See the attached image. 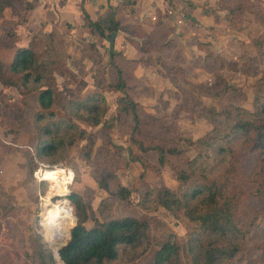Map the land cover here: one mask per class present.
Here are the masks:
<instances>
[{"label": "rangeland", "instance_id": "obj_1", "mask_svg": "<svg viewBox=\"0 0 264 264\" xmlns=\"http://www.w3.org/2000/svg\"><path fill=\"white\" fill-rule=\"evenodd\" d=\"M205 2L212 11H218L217 22L200 32L195 26H185V22L181 27L171 20H161L165 15L161 9L155 12L156 19L149 14L144 25L139 24L142 9L134 20L131 18L132 22H126L128 18L120 21L130 30L128 24L137 25L133 34L117 29L116 34L124 33L121 43L115 42L116 36L113 41L107 38V28L100 35L88 27V36L74 40L61 32L56 48L63 58L54 71L57 89L52 109L58 116L67 117L71 100L93 92L103 93L105 102L99 103L100 109L107 108L96 125L89 123L93 112L77 110L79 117L73 114L72 119L90 135L75 139L67 154L58 150L55 154L34 155L37 165L32 171L28 155L36 142L35 114L41 110L37 92L21 94L15 86L0 82V260L36 264L34 251L40 233L56 263L63 264L54 248L58 250L69 236L56 243L50 240L44 206L49 203L69 208L70 231L76 215L68 195L76 192L99 220L129 215L148 224L147 248L127 247L118 259L105 264H148L170 234L180 245L178 264H194V251L188 244L190 233L198 237L195 253L200 264L204 250L217 245L228 252L221 264H264V152L252 149L243 140L232 178L237 196L231 206L237 227L229 238L199 229V222L191 219L185 208L168 210L152 200L146 202L148 207L140 204V194L147 185H167L181 197L189 185L203 182L200 175H194L188 184L181 183L173 177L172 165L188 170V159L204 151L195 140L225 118L222 113L226 107L254 109L255 87L264 72V0ZM126 40L133 56L124 53ZM45 48V44L40 46L39 55ZM113 49L117 51L116 62L122 69L126 91L139 103L141 123L135 131L136 142L130 140L131 113L120 100L124 92L113 87L115 69L109 62V51ZM139 143H165L181 152L168 154V161L159 165L156 150L143 152ZM55 167L63 170L60 179L69 180L66 197L62 195L60 200L61 190L58 195H43L50 182L42 176ZM221 167L222 162L210 169L214 173ZM121 184L128 190L125 196ZM92 224L93 220L87 218L85 225Z\"/></svg>", "mask_w": 264, "mask_h": 264}, {"label": "trees", "instance_id": "obj_2", "mask_svg": "<svg viewBox=\"0 0 264 264\" xmlns=\"http://www.w3.org/2000/svg\"><path fill=\"white\" fill-rule=\"evenodd\" d=\"M123 2L132 3L131 0H123ZM6 6L11 7L17 18L4 20L1 24L0 46L4 44L14 46V40L17 37L15 27L26 19V13L34 6V3L30 0H0V15ZM82 11L84 25L100 35H103L104 28H107L109 30L107 38L111 33H116L119 28L133 34L137 26L128 24L131 30L123 27L120 20L116 18L117 7L114 5H109L108 10L96 19H92L83 8ZM61 32L63 30L58 25L50 31L39 29L32 35L27 45L15 48L11 62L0 59V82L3 85H13L21 94L37 92V104L41 110L35 114L37 136L34 149L28 155L30 171L37 165L34 155L55 154L58 150L67 154L75 139L87 138L90 135L86 129L80 127L72 119L73 114L79 117L77 110L93 112L95 115L89 123L96 125L101 122L107 108L100 109L99 103L105 102L103 93L93 92L83 99L71 100L67 117L58 116L52 109L57 89L54 71L63 58L62 51L56 48L57 38ZM131 41L134 42L133 39ZM42 44H45L46 48L44 53L39 55L38 51ZM116 55L117 51L114 49L109 51V62L115 69L113 87L124 92L120 100L124 108L131 113L133 126L130 140L136 142L135 131L139 129L141 123L139 103L126 91V82L122 69L116 62ZM253 103V110L236 105L223 110L222 114L225 118L195 140L196 143L202 145L204 151L188 159V170L172 165L173 177L181 183L188 184L194 175H200L203 182L189 185L181 197L167 185H147L140 194V204L148 207L146 202L152 200L153 203L168 210L185 208L190 218L199 222V229L229 238L237 227L231 204L237 196L232 188V178L239 164L238 146L243 140V143L250 144L252 149L264 152V72L257 80ZM88 141L91 142L92 139L89 137ZM139 147L143 152L150 149L156 150L159 165H164L168 161V154L181 152L180 148L169 147L165 143L147 145L139 143ZM221 162L222 169L213 173V169L210 168H215ZM141 177H144L143 173ZM49 182V189L43 195H58L61 190L60 184ZM120 189H122L123 196L128 193L122 184ZM58 197L59 200L63 199L62 195ZM68 198L75 210L76 224L70 228V236L68 230L67 241L58 248V255L63 264H105V262L118 259L121 253L126 252L127 247H141L144 250L149 246L150 239L147 235L146 221L129 215L106 217L99 220L94 211L85 205L76 192L70 193ZM202 206H210V209L199 210ZM87 218L93 220V224L89 227L85 225ZM194 235V233L189 234L188 244L194 251V264H200L195 253L198 237ZM37 237L39 246L34 251L36 264H57L53 253L46 247L42 235L38 233ZM54 252L57 254V247L54 248ZM179 252L180 245L174 235L170 234L160 243L148 264H178ZM226 257H228L226 248L220 245L207 247L204 250L201 264H221L222 259ZM0 264L10 263L0 260Z\"/></svg>", "mask_w": 264, "mask_h": 264}, {"label": "crops", "instance_id": "obj_3", "mask_svg": "<svg viewBox=\"0 0 264 264\" xmlns=\"http://www.w3.org/2000/svg\"><path fill=\"white\" fill-rule=\"evenodd\" d=\"M30 1L34 3V6L27 11L26 19L23 22L18 23L15 27L17 37L14 40V46L0 47V59L2 61L11 62L14 56L15 48L17 46L27 45L32 35L39 29L43 31H50L55 25H58L66 32L70 40H74L85 35L88 36L91 32L88 27L84 25V13L82 8L92 19H96L108 10L109 5H114L117 7L116 18L121 22L127 18L126 22H132L135 14L138 13L139 9H142L141 17H139L142 21V23H139L141 25L148 22L147 17L149 14L157 17L155 12L158 9H161L162 13L165 14L161 17V20H171L172 22H176L181 27L182 23L185 22V26H195L198 32H200L205 26L216 23V16L218 14V11H212L209 3H206L205 0H131V4H128L127 2L124 3L123 0ZM169 8L173 9V14L167 13V9ZM213 8L216 9V7ZM122 13H126V16L124 17ZM183 14L185 15L184 18ZM16 18L17 16L13 13L11 7L6 6L1 12L0 23L5 19ZM178 18H182V21L179 23L177 22ZM67 24H69V26H67ZM144 29L148 30L145 26ZM183 30H186V28L184 27ZM1 32L2 28L0 24V33ZM115 36V42H120L121 38L124 37V33H115ZM211 41L214 43L215 37L211 38ZM124 42V53L127 54V56H133V53L130 51L131 46L127 40ZM73 55L77 56L78 52L74 50Z\"/></svg>", "mask_w": 264, "mask_h": 264}, {"label": "bare ground", "instance_id": "obj_4", "mask_svg": "<svg viewBox=\"0 0 264 264\" xmlns=\"http://www.w3.org/2000/svg\"><path fill=\"white\" fill-rule=\"evenodd\" d=\"M62 172L63 170L59 167L51 168L44 172L42 178L52 182H58L61 187V195L66 197V193L68 191V186L66 185V183L69 180H62L59 178ZM44 208H46V213L48 214V219L47 217L46 219L48 220L47 229L50 240L55 243L64 240L68 236L65 234L66 232H68L69 229V224L67 220L71 216V210L63 205L49 203L45 204Z\"/></svg>", "mask_w": 264, "mask_h": 264}, {"label": "built area", "instance_id": "obj_5", "mask_svg": "<svg viewBox=\"0 0 264 264\" xmlns=\"http://www.w3.org/2000/svg\"><path fill=\"white\" fill-rule=\"evenodd\" d=\"M167 13H168V14H173V9H172V8L167 9ZM151 18H152V19H156V16L153 15V16H151ZM181 21H182V18H178V19H177V22H178V23L181 22ZM39 171H40V170H39Z\"/></svg>", "mask_w": 264, "mask_h": 264}, {"label": "water", "instance_id": "obj_6", "mask_svg": "<svg viewBox=\"0 0 264 264\" xmlns=\"http://www.w3.org/2000/svg\"><path fill=\"white\" fill-rule=\"evenodd\" d=\"M114 36H115V33H111L109 39L110 40H113L114 39ZM69 236H70V231H69ZM57 254H58V250H57Z\"/></svg>", "mask_w": 264, "mask_h": 264}]
</instances>
